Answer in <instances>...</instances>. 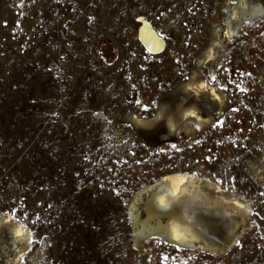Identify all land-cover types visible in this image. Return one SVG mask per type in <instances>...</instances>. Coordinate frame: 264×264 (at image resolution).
Returning a JSON list of instances; mask_svg holds the SVG:
<instances>
[{"label": "rangeland", "instance_id": "rangeland-1", "mask_svg": "<svg viewBox=\"0 0 264 264\" xmlns=\"http://www.w3.org/2000/svg\"><path fill=\"white\" fill-rule=\"evenodd\" d=\"M171 173L199 197L129 207ZM0 213L31 237L1 229L0 264H264V0H0ZM173 219L193 246L152 230Z\"/></svg>", "mask_w": 264, "mask_h": 264}, {"label": "bare ground", "instance_id": "bare-ground-1", "mask_svg": "<svg viewBox=\"0 0 264 264\" xmlns=\"http://www.w3.org/2000/svg\"><path fill=\"white\" fill-rule=\"evenodd\" d=\"M239 4L244 5L245 2L244 1L242 3L239 2ZM137 39L140 45L143 47V49L147 51L149 54L156 55V54L161 53L164 50V47H165L164 41L157 35L155 30L145 20L141 21V26L137 33ZM213 50H214L213 46L209 47L207 56L212 55ZM181 87L184 90L191 91L196 95L205 93L209 95L213 101L220 102L221 104H222V101L224 100V98L218 95L215 88L207 85L202 80L194 81L193 79H189V81L184 82L181 85ZM186 107L183 110L180 109V111L182 110V112L180 113H181V117L183 118V120L185 119L192 120L199 126L204 125L205 123H208L211 120L210 115L203 116L199 112V110L196 107H194V105L189 106V107L186 106ZM159 116H160V112H158L153 118L148 119V120H142V119L135 118V117H134L135 119L134 118L133 119L134 121L136 120L137 124L139 123L140 125H147L148 123H151V121L158 119ZM166 122L168 123V126L171 129L175 126L172 120H169V121L167 120ZM198 180L199 179L195 178L191 174H183V173L167 174L161 177L154 184H151L148 187L138 191L134 195L129 207L133 209L136 203L142 199V195L145 194L147 196V200H148L147 203L149 204L148 205L149 210L151 209L153 210L152 213L148 212L147 216L149 215L148 217L152 218L155 215H157L156 212L154 211L155 206L157 207L162 204L169 205L168 203L171 204L177 197L181 196L184 193L190 194L194 198L199 197V194L196 191ZM209 186H211V184H209ZM214 189L218 191L219 193H221L219 197L220 201L228 199L226 197L227 195L225 196L222 194L223 192H221L220 187H218L217 185H214ZM231 200L234 202L235 205H241L236 199L232 198ZM135 219L136 218H134V220ZM148 219L151 220L150 218ZM1 229H6L10 233L13 244H16V243L20 245L28 244L27 241L29 240V237H30L29 233L25 230V228L19 222L14 220L9 214L0 213V230ZM152 230L156 234L161 235L163 238L165 239L168 238L167 241L170 240L172 242L177 243L178 245L193 246L194 241H196L198 238L197 235L191 230L188 224L181 223V221L179 222L176 219L175 220L173 219L169 224H166V225H163V224L161 225L160 223H158L156 226H152Z\"/></svg>", "mask_w": 264, "mask_h": 264}]
</instances>
